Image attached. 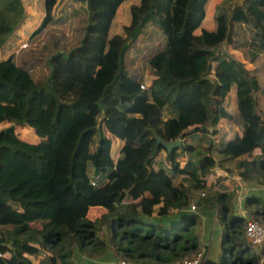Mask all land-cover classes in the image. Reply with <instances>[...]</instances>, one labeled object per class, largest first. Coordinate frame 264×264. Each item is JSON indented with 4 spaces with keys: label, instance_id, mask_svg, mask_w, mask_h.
<instances>
[{
    "label": "trees",
    "instance_id": "trees-1",
    "mask_svg": "<svg viewBox=\"0 0 264 264\" xmlns=\"http://www.w3.org/2000/svg\"><path fill=\"white\" fill-rule=\"evenodd\" d=\"M84 1L80 43L51 54L49 73L37 82L9 50L22 2L0 0V47L7 53L0 58V124L10 123L0 129V264H29L21 255L39 253L42 264L110 255L133 264H178L202 253L198 216L185 211L191 203L206 205L219 225L216 258L202 256L201 264H262L264 245L253 247L243 225L252 219L264 227V197L244 194L237 210L232 189L205 195L216 165L210 143L195 163L175 158L195 150L185 137L202 140L213 126L237 125L241 132L214 151L233 161L241 182L264 189V120L254 99L260 87L244 61L264 52V0H243L229 15L216 14L213 29L204 27L209 0ZM57 2L41 0L35 31L52 20ZM149 22L165 42L146 59L153 78L139 88L142 76L123 60ZM240 27L248 40H241ZM221 44L233 55L220 52ZM112 98L124 108H110ZM100 114L104 129L122 141L115 160ZM12 122L30 127L36 141L21 139ZM156 138L181 141L166 150ZM194 191L203 195L193 198ZM92 207L105 212L90 219ZM173 213L180 219L164 224Z\"/></svg>",
    "mask_w": 264,
    "mask_h": 264
},
{
    "label": "rangeland",
    "instance_id": "rangeland-1",
    "mask_svg": "<svg viewBox=\"0 0 264 264\" xmlns=\"http://www.w3.org/2000/svg\"><path fill=\"white\" fill-rule=\"evenodd\" d=\"M21 2L24 16L17 23L15 30L9 37L10 40H14V42L10 44L9 50L11 47V51H13V61L15 64L26 68L32 79L38 82L47 77L49 73L47 60L51 54L58 51L66 53L71 48L77 46L80 43L83 30L88 19L87 8L84 0H58L52 11V20L39 30L35 31V28L39 24L43 15L41 0H21ZM242 2L243 0H209L206 9V19L204 26L208 27L210 25L209 22L211 20L213 21L215 15L218 13L229 15L234 5L241 4ZM122 7L118 8L117 10L119 16H122V14H124L126 11V8ZM113 29L115 30L114 26ZM238 31L243 34V36L241 35V40L249 39V33L245 31V29L242 30L240 27L238 28ZM234 32H236V30ZM22 42L24 43L20 44ZM164 42V36L151 24V22H149L142 28L135 40L131 42L130 46L125 51V57L123 60L125 67L130 73L142 76L141 84L144 86V88L146 87L144 81L148 83V80L152 79V77L149 76L151 74L150 69L146 64V59L154 51L162 48ZM218 50L223 53L227 50V48L223 47L221 44L218 46ZM240 52L245 54L247 49H243ZM227 53L233 55L232 51L227 50ZM6 55V51L0 47V58L5 57ZM244 61L246 62L248 70L255 74L257 78L260 88L254 93V99L256 103L255 109L264 120V52L258 53L251 63H249L247 60ZM231 97H233V95H231L230 98ZM226 101L229 103L228 98ZM108 106L116 111H120L124 108L125 104H121L118 100H116V98H112L109 101ZM169 116L170 114H168L165 110L162 112L163 118ZM102 118L103 114H100L97 119L98 126H100V128L103 130L104 135L110 139L111 144L109 155L114 160L119 153V151H117V140H113L115 137L110 135L104 129ZM11 124H13V122ZM9 125L10 123L3 122L0 124V129ZM12 126L15 132H18V135L21 139L26 141H33L36 139L35 135L32 134V130L27 125L20 126L18 124H13ZM213 127L217 130H215L213 134L205 136L202 138V140L199 138V135L194 138L189 136L188 140L185 138L184 142L188 141L191 143L195 150L191 154H181L177 151L176 153L178 156L176 159L180 162L190 160L192 163H195L196 159H198L200 155L207 153L205 147H207V145L210 143V147L212 148L210 153L216 161V165L212 168V172L206 176V185L202 189V192L205 195H210L214 192H224L226 190L232 189L236 194V209L239 210L242 205V196L244 194H254L264 197V189L260 188V186L255 183L241 182L237 175V169L235 168L233 161H222L214 151L219 146L221 141L230 139L235 134L240 133L241 128L233 124H224L219 128H216V126ZM197 152H199V155H197ZM162 155L163 154L161 153V156ZM161 161V164L164 166L166 161L163 158H161ZM198 192L199 191H194L192 193L193 198L196 197ZM2 197L4 198L5 196L2 195ZM200 208L201 206L197 208L198 212ZM204 209L205 208H203V210ZM208 211L213 212L210 209H208ZM208 211L205 210L204 213L207 214ZM103 212H105V208H92L88 211L87 217L93 219ZM203 216L205 217L206 215ZM214 223V217L212 221L210 219V223L208 224L206 222H202L198 216L197 226L199 234L201 231H203L204 235H208V231L211 230ZM208 239H205L206 242H208ZM44 257L45 256L43 253H39L37 257L26 254L23 256V258H25L29 264H38V261L41 262ZM105 259L107 261H112V264H120L121 261L120 258L114 257L112 255L105 257ZM124 264L133 263L124 261ZM262 264H264V262Z\"/></svg>",
    "mask_w": 264,
    "mask_h": 264
},
{
    "label": "crops",
    "instance_id": "crops-1",
    "mask_svg": "<svg viewBox=\"0 0 264 264\" xmlns=\"http://www.w3.org/2000/svg\"><path fill=\"white\" fill-rule=\"evenodd\" d=\"M205 19H206V15H205ZM210 25L208 26V27H205V28H207V29H213L214 28V22L211 20L210 22ZM150 77H152L153 78V76L152 75H149ZM149 82L148 83H146V81H144V83H145V85L146 86H148L149 84H150V81L151 80H148ZM117 100V99H116ZM166 111V110H165ZM168 114H171V112H168V110L166 111ZM30 128V127H29ZM31 129V128H30ZM32 130V129H31ZM32 132H33V130H32ZM34 134V133H33ZM189 136H187V137H185V138H187V140L189 139L188 138ZM191 137V136H190ZM35 138H36V136H35ZM184 138V139H185ZM117 140V144H118V148H117V151H119V148L121 147V145H122V141L121 140H119V139H117V138H113V140ZM33 141H36V139L35 140H33ZM181 141V140H180ZM185 143H187V144H191V143H189L188 141H186ZM162 154L164 155V153L162 152ZM184 154V153H183ZM119 155H120V153H118V155H117V157L116 158H118L119 157ZM163 155H162V157H163ZM115 158V159H116ZM114 159V160H115ZM175 160H176V158H175ZM171 163H169V162H166V164H164L166 167H168L169 165H170ZM200 192H198V194H199ZM92 208H97V209H99V208H102V207H92ZM92 208H90V209H92ZM197 208L198 207H196L195 206V209L193 210V211H189V208H187L185 211L187 212V213H195L196 215H198L199 216V219H201V221L202 222H206V223H210V219H211V221H212V219H213V217H214V219H215V216H214V213L213 212H209L208 211V209H207V207H206V205H202L201 206V208H200V210H199V212L197 211ZM203 208H205L204 210H203ZM241 208V207H240ZM89 209V210H90ZM205 210H207L208 211V213L206 214V213H204L205 212ZM203 215H206L205 217L203 216ZM208 215V216H207ZM170 218H171V220L170 219H168V220H164V224H170V223H172V222H175V221H178L179 219H180V216H178V215H176L175 213H173V214H170V216H169ZM205 219H206V221H205ZM218 230H219V225H218V223L216 222V219H215V223L212 225V228H211V230H209L208 231V235H204V233H203V231H201L200 232V234H199V240H200V242H201V249H202V254H203V256L205 257V256H208L210 259H212V260H214L215 258H216V255H217V253H218V251H219V247H220V238H219V232H218ZM209 238V239H208ZM205 239H208V242H206V240ZM25 255V254H24ZM24 255H22V256H24ZM78 259H80V261H82V264H112V261H107L105 258L104 259H102V260H90V259H86V258H83V257H81V256H79L78 257ZM263 259H264V257L262 258V260L261 261H263ZM38 264H42L40 261H38ZM124 264V263H123Z\"/></svg>",
    "mask_w": 264,
    "mask_h": 264
},
{
    "label": "built area",
    "instance_id": "built-area-1",
    "mask_svg": "<svg viewBox=\"0 0 264 264\" xmlns=\"http://www.w3.org/2000/svg\"><path fill=\"white\" fill-rule=\"evenodd\" d=\"M139 88H144L141 84ZM200 196L203 195L202 192L199 193ZM195 205L193 203L189 206V211H193ZM243 232L245 237L251 243L253 247H262L264 245V227L257 223L255 220L248 219L243 225ZM203 254H198L193 259L184 260L178 264H201ZM123 261H120V264H123Z\"/></svg>",
    "mask_w": 264,
    "mask_h": 264
},
{
    "label": "water",
    "instance_id": "water-1",
    "mask_svg": "<svg viewBox=\"0 0 264 264\" xmlns=\"http://www.w3.org/2000/svg\"><path fill=\"white\" fill-rule=\"evenodd\" d=\"M156 140H157L158 143H161L162 146H163L166 150H170V149H172V148H174V147L180 145V140H179V139H177V140H175V141H168V142H165V141H163V140L160 139V138H156Z\"/></svg>",
    "mask_w": 264,
    "mask_h": 264
}]
</instances>
